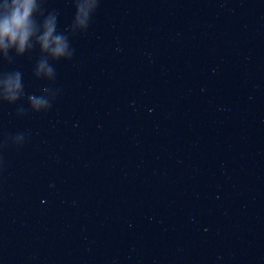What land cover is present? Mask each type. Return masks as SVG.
Here are the masks:
<instances>
[{"label":"clouds","instance_id":"1","mask_svg":"<svg viewBox=\"0 0 264 264\" xmlns=\"http://www.w3.org/2000/svg\"><path fill=\"white\" fill-rule=\"evenodd\" d=\"M33 10V0H3L0 3V42L8 38L12 42L19 41L20 47L23 48L30 35L29 17ZM51 30L43 38L44 46H48V36ZM57 45L59 41L57 40ZM62 51L61 47L56 48V53Z\"/></svg>","mask_w":264,"mask_h":264}]
</instances>
